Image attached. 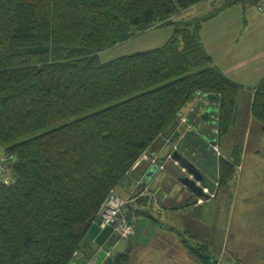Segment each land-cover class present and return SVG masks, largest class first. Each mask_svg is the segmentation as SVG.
Returning a JSON list of instances; mask_svg holds the SVG:
<instances>
[{
  "label": "trees",
  "instance_id": "trees-1",
  "mask_svg": "<svg viewBox=\"0 0 264 264\" xmlns=\"http://www.w3.org/2000/svg\"><path fill=\"white\" fill-rule=\"evenodd\" d=\"M203 1L0 0V158H13V183L0 181V264H78L76 252L86 257L84 230L109 192L143 152H154L160 136L172 139L178 112L197 91L218 100L215 142L230 132L242 85L204 46L201 29L211 15H183ZM165 26L172 34L161 46L101 59ZM251 110L264 131V78ZM177 146L173 156L188 170L178 158L185 160L184 146ZM240 160L239 148L221 157L222 186ZM206 186L216 189L214 180ZM138 201L153 203L149 195ZM186 246L203 264H215L206 244ZM129 260L128 247L112 264Z\"/></svg>",
  "mask_w": 264,
  "mask_h": 264
},
{
  "label": "crops",
  "instance_id": "crops-1",
  "mask_svg": "<svg viewBox=\"0 0 264 264\" xmlns=\"http://www.w3.org/2000/svg\"><path fill=\"white\" fill-rule=\"evenodd\" d=\"M253 1L205 0L184 11L191 17L211 15L203 22L201 29L204 46L216 66L231 80L242 85L236 100L235 121L230 132L215 142L212 125L216 123L218 100L206 95L210 102L204 101L207 108L200 110L202 100L195 96L182 108L191 126L180 121L176 137L167 141L166 136H160L154 142L152 151H157L162 159L171 152L174 144L179 147L183 144L181 154L185 156L186 162H191L204 175L206 184L215 180L217 173L213 175V171L219 160L211 143L219 144L222 157L226 158H232L239 148L243 165L247 156L253 155L250 161L253 167L247 169L243 179L258 174L264 181V132L262 125L253 119L251 110L255 87L264 78V12L259 11L256 0ZM223 18L228 25L218 24ZM209 108L212 112L204 118ZM176 130L172 128L171 134ZM152 169L153 166L143 163L116 188L120 195L128 197L137 184L141 183L142 188L145 187L140 190L141 195L132 201L127 212L122 211L118 216L121 219L125 217L135 225V233L127 238V248H130L128 264H203L186 246V241L190 244H206L215 255V264H264V217L260 216L264 189L249 187L246 192L241 191L240 201L233 204L228 201L231 197L225 194L221 202L208 201L198 205L188 201L194 195L187 188L184 189L189 196L184 200L185 191L179 193L175 191L178 189L170 187L168 190L164 185L158 186L165 177L177 174V170L170 165L167 172ZM237 173L242 178V169ZM240 189H246L245 180L243 184L240 183ZM256 194L261 198L256 197ZM145 195L150 196L152 204L138 201ZM162 202H166L164 207H160ZM217 203L218 206L221 204L222 209L219 210L222 213L215 217ZM235 205L242 206L241 219L231 218L228 216L230 212H225ZM254 205L260 210L253 213L257 216L246 217ZM88 260L91 262L92 257Z\"/></svg>",
  "mask_w": 264,
  "mask_h": 264
},
{
  "label": "rangeland",
  "instance_id": "rangeland-1",
  "mask_svg": "<svg viewBox=\"0 0 264 264\" xmlns=\"http://www.w3.org/2000/svg\"><path fill=\"white\" fill-rule=\"evenodd\" d=\"M183 15L184 16H187V15L190 16L191 14L184 13ZM218 24L220 26H226L229 23H226V21L223 18V19H221L219 21ZM209 25H210L209 28L211 29V24H209ZM171 34H172V28L170 26H165V27H162V28L154 29V30H152L150 32H147L146 34H143V35L139 36L136 39H133V40L125 43V44H122V45H119V46H116V47H113L111 49H108V50L104 51L101 54V59L106 61V60H110V59H113L115 57H118V56H121V55H124V54H131V53H134V52H137V51H141V50H145V49L161 46L162 44H164L166 42V40L169 38V36ZM205 98L206 97H204L202 99L199 98L200 101L202 100V102H200V105H199L200 110H202L203 108L204 109L207 108L205 106L206 104L203 103L204 101L210 102V99H205ZM180 111H182V109H180ZM185 117H186V114H185ZM217 120H218V118H216V123L215 124L213 123V125H212V131H213V134H215L214 136H216V135L218 136V133H219V128L217 126ZM180 121H181V119H180ZM188 123H189L188 120H185V122H183V124H186L187 126H191V124H188ZM251 130H252V128H251ZM211 146L213 148H214V146H217L218 149L221 152L220 156L216 152H214L215 155L219 159L217 161L216 165L214 166L215 170L213 171V175H215L217 173L214 182L218 181L219 184L217 186V189L214 190V193H215L214 196H209L207 198H203V197L201 198L198 194H196L195 192L192 191L194 196H192L188 200L190 203L201 205V204H204V203H206L208 201L209 202L210 201H216V202L220 201L221 202V201L224 200L223 196L225 194H228V196L231 197V198L228 199V201H231L232 204H233V202L240 201V199L242 197L241 191L246 192L249 187H250L249 189H264V181L261 180V175L259 176L257 174L256 177H250V178L243 179L244 173L248 172L247 169H251L253 167L250 164V161L253 160V155L247 156V158L245 159L244 165H243V157L240 160V162L237 163L238 164L237 165L238 166V170L242 169V178L237 173V175L234 177V179H232V181L229 184H227L226 186H222V183L220 182V180H221L220 159H221L223 153L221 151V148H220L219 144L211 143ZM172 151H174V150L172 149L171 152ZM242 154H244V150L243 149H242ZM249 154H251V153H249ZM169 155H172V154H169ZM156 156L159 157L158 155H156ZM174 158H175L174 156H170L169 159H166V156H165V158H162L163 161H164V162H162V163H164V169H161V171H164V172L166 171L167 172V167H168V165H170L172 167V169L177 170V174L175 173L174 175L171 174L170 176L165 177L164 180L158 184V186L164 185V188L167 189V187H168V190H169L170 187H172V189L173 188L174 189H178V190H175V191H179V193L184 192L185 191L184 188H187L186 190L190 191L191 189H188V187L185 184L181 183L182 181L180 180V178L183 177V176H186V175H189V176L191 175L193 178H194V176H193L192 173H190L187 170V168H185V166H181V164L178 163V160H176V158L175 159ZM141 165L142 164H140L139 166H141ZM133 170H135V168ZM244 180H245V184H246V189H240V183L242 182V184H243ZM169 181H170V183H169ZM231 183H232V185H230ZM201 185L203 187L206 186V185H203V184H201ZM144 188H142V185L137 184L135 186V188H134L135 190H133V192L128 197L125 196V195L124 196L128 199V202L130 201V204H132V201L135 198H137V197H139L141 195L140 190H144ZM262 195L264 196V193H262ZM158 196L163 197L161 194H159ZM188 196H189V194L186 193V191H185L184 200ZM256 197L261 198L258 194H256ZM161 204L162 205L160 207H164L166 205V202H164V203L162 202ZM128 208H130V207H128ZM128 208L125 206L123 211L127 212ZM219 208L222 209L221 204H219V206H218V203H217V205L215 207V210H214L215 217H218L222 213L221 210H219ZM260 209L262 210L260 216L264 217V203L261 204V208ZM255 211H260V210L256 209V205L251 207V209L247 212L246 217L255 218L257 216V215H253V213ZM225 212H230L228 216H230L231 218H237V219L238 218L239 219L242 218V206H236L235 205V207L234 208L232 207V209L230 211L225 210ZM123 218H125V217H123ZM120 221H118V222H120ZM133 221L137 222L136 219H133ZM126 223L128 225L133 226V229H134V232L132 233V235H133L135 233V225H134V223H132L131 221H129L127 219H126ZM136 226H137V224H136ZM235 228H239V227L236 226ZM225 245H227V243H225ZM88 246H89L87 248V252L88 253H85L86 254L85 256H87V257H84V255H83V257L81 258L82 261L80 263H78V264H89L88 258L91 259V256H93L95 254L96 249H95L94 244H92V241L88 244ZM111 249L112 248H110L108 250L107 255H110ZM119 253H122V252H119ZM119 253H117V254H119ZM74 256H75V254H74ZM105 264H108V263L106 262Z\"/></svg>",
  "mask_w": 264,
  "mask_h": 264
},
{
  "label": "built area",
  "instance_id": "built-area-1",
  "mask_svg": "<svg viewBox=\"0 0 264 264\" xmlns=\"http://www.w3.org/2000/svg\"><path fill=\"white\" fill-rule=\"evenodd\" d=\"M256 7L259 11L264 12V0H256ZM196 96L202 99L206 97V94L203 91H197ZM205 99H207V97ZM178 115L182 122H185V120H187V117H185V114H183L182 111H180ZM172 149L176 151L178 149V146L174 145ZM214 149L216 153L220 156L221 152L218 149V147L214 146ZM174 151L172 152L174 153ZM172 152L169 153L172 155H169V154L166 155V159H169L170 156H173ZM156 155L148 153V151L143 152L141 156L136 160L133 168H136L140 164L148 163L151 166H157L158 170L164 169V163H162L164 161L160 159L159 157H157ZM12 162H13V158L7 154H3L0 158V181L6 184L13 183V179L11 178ZM178 163L180 164L179 160H178ZM190 177L192 176L190 175ZM218 184H219L218 181H216L215 182L216 189H217ZM203 191L205 194L200 196L201 198L202 197L207 198L209 196H214L215 194L214 190L211 191L210 188L207 186L203 187ZM127 203H128V199L126 197L120 195L116 191V189H112L107 195L106 199L102 203L97 213L96 218L100 219V222L98 223L100 229H104L107 226L111 225L115 221V219L120 214H122V211L124 207L127 205ZM95 221L96 220H94V222ZM114 231L119 234L120 238L121 237L128 238L134 232V229H133V226L128 225L126 223V219L122 218V220L118 222L116 226L114 227ZM74 257L76 261L80 263L82 261L81 258L83 257V253L76 252Z\"/></svg>",
  "mask_w": 264,
  "mask_h": 264
},
{
  "label": "water",
  "instance_id": "water-1",
  "mask_svg": "<svg viewBox=\"0 0 264 264\" xmlns=\"http://www.w3.org/2000/svg\"><path fill=\"white\" fill-rule=\"evenodd\" d=\"M208 97L210 99L215 98V96L212 94L208 95ZM211 112H212L211 108L207 109L203 117L207 118ZM177 126H178V122H175L172 125V128L176 130ZM178 132H179L178 129L174 132V134L172 135V140L176 137ZM175 153L174 155H176ZM152 154L156 155L157 151H154ZM174 157L176 158V156ZM178 158H181L182 161L187 164L188 171L192 173L194 176V178L190 177L189 175L181 177L180 180L182 181V183H184L189 189H191V191L195 192L196 194L200 196L204 195L205 193L203 191V186L201 185V184L206 185L207 183L205 181L204 175L200 171H198L194 166H192L190 163L186 162L184 160V157L179 155ZM182 165L184 166V164ZM153 169L155 171H158L157 166H153ZM143 184H146V182H143ZM120 220H121V217L120 218L117 217L111 225L107 226L104 229H100L98 225V223L100 222V219L96 218L95 222H93L92 224H89L85 228L84 232L86 234V238L88 240L94 241V246L96 249V252L92 256V260L91 262H89V264H105L106 262L108 264H112L116 254L119 252H124L126 250L127 245H128L127 238L126 237L120 238L119 234L114 232V227ZM110 248H112L111 253L110 255H107V252ZM70 264H77V263L73 262Z\"/></svg>",
  "mask_w": 264,
  "mask_h": 264
},
{
  "label": "clouds",
  "instance_id": "clouds-1",
  "mask_svg": "<svg viewBox=\"0 0 264 264\" xmlns=\"http://www.w3.org/2000/svg\"><path fill=\"white\" fill-rule=\"evenodd\" d=\"M177 151V150H176ZM175 152V151H174ZM174 154V153H173Z\"/></svg>",
  "mask_w": 264,
  "mask_h": 264
}]
</instances>
